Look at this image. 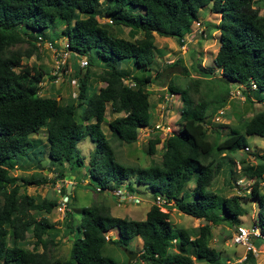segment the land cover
Masks as SVG:
<instances>
[{"label": "trees", "instance_id": "16d2710c", "mask_svg": "<svg viewBox=\"0 0 264 264\" xmlns=\"http://www.w3.org/2000/svg\"><path fill=\"white\" fill-rule=\"evenodd\" d=\"M99 2L0 0V264H59L51 262L48 239L44 237L52 222L46 216L35 218L28 211L49 212L56 200L19 192L21 184H39L46 177L10 173L31 145L30 135L39 129L45 130L48 158L58 167V175H63V161L72 158L77 141L88 136L94 142L88 165L94 186L112 188L133 177L149 188L152 198L159 194L169 202L165 210L151 202L139 219L113 215L107 205L94 202L82 207L74 225L71 210L65 211L66 225L72 233L69 262L118 264L112 256L103 254L105 241L125 246L137 236L141 240L137 257L146 264H195V259L212 263L219 251L208 243L211 224H234L247 213L240 195H221L209 187L219 167V161L213 160L221 152L245 146L244 134L264 137V106L245 119L241 127L229 126L222 139L210 140L204 125L209 121L210 102L203 97L194 101L187 87L168 84L169 90L181 99L178 126L162 139L159 161L144 167L116 160L101 122L108 103L114 114L107 120L110 136L120 142L136 140L138 128L149 124L152 116L145 85L156 74L151 72L155 60L154 33L174 36L181 43L197 18L198 9L205 6L218 14V46L211 65L220 69L223 92H227L229 84L243 85L244 94L252 90V99L264 105V15L259 13L258 0H105L102 11H98ZM97 16L110 21L100 22ZM55 21L62 24L59 32L69 54L87 59L86 69L82 71L80 67L76 71L75 103L38 93L45 70L39 65L21 63L23 55L32 53L34 43L25 51L12 48L25 38L36 41L38 35L53 41L58 35L49 36L42 30ZM111 24L129 27L131 38L112 33L108 26ZM29 29L42 32L31 34ZM137 32L138 36H133ZM126 61L130 66L122 67L121 63ZM93 64L100 65L101 70L94 83L89 79L87 84L88 66ZM176 64L178 59L166 66ZM135 66L139 75L131 72ZM181 68L187 71L184 66ZM196 69L204 75L209 72L200 65ZM123 78L134 84L123 83ZM97 81L104 83L98 86ZM76 107H80L79 112ZM159 141L158 135L148 139V153H154ZM255 157L254 163L241 157L239 169L244 176L260 180L264 188V157ZM190 181L192 185L187 191L185 187ZM126 185L131 189L130 184ZM254 202L255 218L251 224L264 235V191L256 193ZM172 204L204 222L194 228L173 226L168 215ZM28 229L33 237L30 248L23 242ZM110 229L116 230V236L105 238ZM233 264L257 263L254 253L246 250L244 257Z\"/></svg>", "mask_w": 264, "mask_h": 264}, {"label": "rangeland", "instance_id": "374dc122", "mask_svg": "<svg viewBox=\"0 0 264 264\" xmlns=\"http://www.w3.org/2000/svg\"><path fill=\"white\" fill-rule=\"evenodd\" d=\"M105 0H100L98 11H102ZM259 13L264 15V0H258ZM197 18L191 23V30L183 37L180 43L174 36L158 35L154 33L155 42V60L153 61L152 74L153 79L145 85L149 92V100L152 103V116L150 123L141 126L137 130L136 140L132 142H120L110 136L107 127V120L114 114L110 111L109 104L106 103L104 110V119L101 122V128L108 138V142L113 148L114 156L117 161L123 164L148 166L152 162H158L162 151V139L173 132L178 124V111L181 105L180 95L169 90L168 84L187 87L188 92L194 101L200 97L210 102L207 114L209 121L204 125L207 130V137L210 140H220L228 131L229 126L241 127L242 122L249 118L254 112L263 108L261 101L252 99L253 92L249 90L242 92L243 85L229 84L227 92H223L222 75L219 67L211 65V58L214 55L217 43V21L218 14L210 12L207 7H201L197 11ZM100 22H105L104 17L97 16ZM62 24L58 21L52 22L42 31L44 34L52 36L54 47H47L43 41L36 43L32 38H25L12 46V48L25 51L31 48V42L34 47L31 48L29 56H22L21 63L26 65H39L45 70V74L39 83L38 93L45 96H55L60 102H76L77 95V69L85 67L79 65L75 55L66 54L65 59L58 60L57 55H62L64 38L59 32ZM109 30L114 33L115 27L108 25ZM128 27H122L121 32L117 33L127 36ZM31 34L42 32L39 30L29 29ZM174 59H178V64L166 66ZM130 66V63L122 62L121 66ZM197 65L209 72L200 74L196 69ZM184 66L187 71L182 70ZM89 76L87 84L94 83L95 76L101 70L98 64L89 65ZM92 70V71H91ZM138 67L131 71L138 74ZM146 70L145 72H147ZM92 72V74H91ZM158 72V73H157ZM198 79V80H195ZM93 81V82H92ZM97 84V83H96ZM90 93V90L87 92ZM222 96V99H220ZM250 99V100H248ZM80 107H76L79 112ZM45 130L39 129L38 132L32 133L31 145L27 148L26 154L19 158L18 162L10 170V173L17 176H45L46 181L39 184H21L19 192L39 196L46 199H55L54 205L49 212L43 210L30 209L29 213L35 218L46 216L52 222L50 230L44 233L48 239L47 252L52 263L57 261L59 264H73L69 262V248L72 241V233L69 231L65 215L66 209L71 210V223L74 225L78 222L83 206L101 202L108 206L111 214L126 216L129 218H143L145 210L152 202V194L149 188L143 183H137L133 177L124 179L122 182L130 184V188L139 197L138 202H118L112 196L110 190H97L94 188V182L88 176L89 158L94 149V142L88 136L79 139L75 146V152L68 161H63L60 176L56 172L58 167L50 163L48 158V147L44 138ZM158 135L160 141L155 145L154 153H148L147 141L149 138ZM246 147H241L236 151H225L216 155L213 163L219 161V167L214 174L209 187L221 195L238 194L241 196L242 205L247 209L246 214L239 216V221L234 224L220 222L211 224V235L208 238L210 246L219 251V257L216 261L210 263L203 260H196L195 264H225L228 261H238L243 258L245 253L244 246L240 243L231 241L232 233L236 224L251 225L255 218L254 196L257 192H263L262 182L257 179L246 177L239 169V159L242 157L254 163L257 161L256 155L261 154L264 157V137L249 133L244 134ZM79 158L80 162H77ZM192 181L186 185V190H190ZM60 189V192L57 189ZM68 195V202L63 206L59 194ZM169 220L173 226L194 228L202 224V218L194 217L175 208L172 204L168 207ZM107 236L113 238L116 236V230L106 231ZM33 237L30 229L25 231L24 245L31 247ZM256 252H254L256 263L264 264V240L259 237L251 236ZM133 249L137 254L127 262L126 255L115 242L105 241L102 246L103 254L112 256L118 264H146L137 257L141 249V240L135 237L124 246Z\"/></svg>", "mask_w": 264, "mask_h": 264}, {"label": "built area", "instance_id": "2783aa9c", "mask_svg": "<svg viewBox=\"0 0 264 264\" xmlns=\"http://www.w3.org/2000/svg\"><path fill=\"white\" fill-rule=\"evenodd\" d=\"M105 18V17H104ZM106 21H110V19L105 18ZM193 22H197V21H193ZM43 41L44 44L47 47H54L53 42L49 39H42V37H40V35L37 36V40L36 43ZM183 41V38H182ZM66 43L64 41L63 44V50L60 52L62 55H57L58 60H64L65 56L67 53H69V51L67 49H65ZM78 57L77 61L79 63V65L85 67V65L87 64V59L85 56L82 55H76ZM123 83L128 84V85H133L134 82L128 78H123L122 79ZM252 87H254V83L250 84ZM243 147H246L243 146ZM94 188H96L97 190H110V193L112 194V196L114 198H116V200L118 202H125V201H131V202H138L139 197L136 195V193L129 189L126 185V183H120L117 186H113L112 188H101L99 185L94 186ZM58 192H60V189H57ZM60 197V201L61 204L63 206H65V204H67L68 202V195L66 193H60L59 194ZM152 202L154 204H156L159 209L161 210H165L166 209V205L169 204V202L165 201V198L160 196L159 194L154 195V197L152 198ZM64 209L68 210V207H65ZM251 236H255V237H259L262 240H264V235L261 234L259 232L258 227L255 224H251L250 226L248 225H243L241 223L236 224L234 231L232 233V237H231V241L234 243H240L241 245L244 246V250H251L253 253L256 252V249L254 248L252 242L250 241V237ZM109 236H107V234H105V238H108ZM244 257V255H243ZM234 261H228L226 262V264H233Z\"/></svg>", "mask_w": 264, "mask_h": 264}, {"label": "crops", "instance_id": "0c3cea01", "mask_svg": "<svg viewBox=\"0 0 264 264\" xmlns=\"http://www.w3.org/2000/svg\"><path fill=\"white\" fill-rule=\"evenodd\" d=\"M198 17V16H197ZM112 25V24H111ZM112 26H114L115 27V33L116 34H118V35H121V34H119L120 32H121V30H122V27H127V26H122V25H112ZM128 29H129V27H128ZM128 29H127V31H126V35L127 36H124V37H127V38H131L128 34H129V32H128ZM119 31V33H117ZM138 34H139V32H137V33H135L133 36H138ZM121 36H123V35H121ZM154 44H155V42H154ZM129 63V62H128ZM125 66H126V64H124ZM81 70L82 71H84L85 69H83V68H81ZM90 79H91V77H90ZM103 83L104 82H102V81H97V84L96 85H103ZM258 264V263H257Z\"/></svg>", "mask_w": 264, "mask_h": 264}, {"label": "water", "instance_id": "95a60500", "mask_svg": "<svg viewBox=\"0 0 264 264\" xmlns=\"http://www.w3.org/2000/svg\"><path fill=\"white\" fill-rule=\"evenodd\" d=\"M122 249L124 251V254L126 255L127 262L129 261V259L133 258L137 254V252L133 249H128V248H125L124 246H122Z\"/></svg>", "mask_w": 264, "mask_h": 264}]
</instances>
